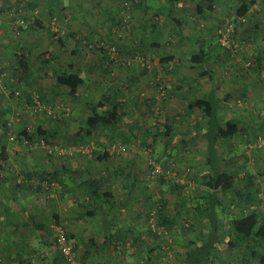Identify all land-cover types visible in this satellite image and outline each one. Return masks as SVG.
Here are the masks:
<instances>
[{
    "label": "rangeland",
    "instance_id": "1",
    "mask_svg": "<svg viewBox=\"0 0 264 264\" xmlns=\"http://www.w3.org/2000/svg\"><path fill=\"white\" fill-rule=\"evenodd\" d=\"M74 1V16H62L56 11H43L41 8L34 10L30 7L24 14L29 21L36 16L40 17L39 20L48 31L51 28L53 32H59L58 37L63 39L64 45L56 46L58 50L55 52V68H62L68 62H73V66L82 73L85 81L92 82L86 91L79 89V98L89 96L91 100L97 101L104 94L108 97V107L119 106L128 118L141 117L143 121L134 132L120 126L107 128L98 125L88 133H82L79 125L88 115L85 101L69 99L65 94L58 96L57 87L53 91L47 90V93L50 91L53 95L57 92L56 96L50 98L45 95L46 92L26 89L32 92V96L41 95V108L37 113L31 111L30 106L27 108V105H23L26 96L12 98L0 94V107L3 108L4 100L7 103L11 101L14 105L13 113L9 116L0 113V148L4 147L9 156V164L4 168V172H0L1 178L5 179L3 184H0V248L4 249L9 245L14 249L11 260L15 258L16 252H21L26 255L25 258L30 264H50L58 255L53 244V231L62 228L67 234L73 235V230L77 238L70 244L74 249L76 262L82 263L78 246H85L91 239L100 245L97 241L99 237L103 238V233H109L111 229L110 233L114 237L119 234L120 238L107 240L103 255L107 257L104 260L100 257L103 264H184V245L190 239H195L197 234L205 236L201 229L207 226L206 212L189 213L182 205L188 198L191 201L188 202L187 208L193 209L195 199L203 196L196 181L195 170L204 156V145L191 136L186 138L193 130L195 120L183 111L184 106L198 96L193 86L195 81L190 79V76L198 74V69H191L189 57L198 52L197 45L193 42L195 38L211 41V36L218 34L215 26L219 15H223L222 11L235 7L236 0L211 1L215 8H222L218 14L215 8L214 12L207 11V1L201 0L202 8L205 9L204 16L195 13L192 0H185L183 9L171 14L182 21V32L189 38L184 41L165 18L170 6L168 0H147L141 7L137 6V0ZM43 3L49 1L43 0ZM254 8L259 9L257 6ZM49 12H53L55 23ZM7 16L6 22L10 23L12 17L9 13ZM38 30L25 35L37 38L33 40L28 37L35 46L31 48L35 56H41L48 45L47 30ZM2 42L0 68L3 83L9 82V78L13 77L11 56L20 46H16L12 41L7 47L4 40ZM86 44L95 47V50L83 49L82 46ZM97 47L109 52L116 61L115 65L102 64L96 57L99 52ZM236 50L238 51L234 56H237L239 51H244L241 47ZM165 56H172L173 61L157 62ZM238 59H242L240 55L225 65L210 63L212 73L231 76L241 73L242 70L250 74L256 71L252 60L242 59L237 62ZM3 60H7L8 64L5 65ZM40 67L38 66L37 71L39 76H43V82L50 84V78L44 76L51 73L53 68ZM143 69L146 71L140 75ZM100 70L102 72H99ZM131 72L133 76L139 74L140 82L133 83L128 80ZM260 86H264V82H260ZM0 92L6 93L1 88ZM232 96L229 111L234 109V116H244L241 121H248L247 113L251 121L261 123L264 128V112H245L244 98L236 93ZM47 107H51V115L55 113L57 119L47 114ZM166 112L175 132L167 139H155L150 146L152 139L145 132H153L154 128H157L156 120L160 119V114ZM37 129L46 133L45 136L34 137L36 145L28 146L16 141L20 132L28 130L30 134L35 135ZM232 143L234 145L231 146L233 148L230 149L229 155L231 158H227L228 154H225L224 159L220 161V169L235 177L236 189L239 192L242 191L241 187H244V176H254V188L249 187L247 190L251 192L252 202L257 204L259 210L264 211V177L259 179L256 175L264 169V148L258 149L254 146L255 139H247L244 142L243 138L239 137ZM226 149L225 145L223 151ZM103 153H107L108 158L97 160ZM75 156L79 160H76ZM82 164L86 169L80 170L79 174L82 176L104 178L101 191H109L112 194L111 209H106L103 205L95 208L94 201H88L91 194L75 182L79 174H63L62 181L65 186L55 184L44 191L40 189L36 192H16L12 188L16 179L25 180V171H33V174L54 170L63 172L62 168H81ZM130 169L135 172L134 177L130 174ZM169 178L172 184L180 188L172 191L168 184L163 183ZM31 182L38 184L35 177ZM107 182L109 183L105 184ZM255 189H259L258 195L254 193ZM153 199L159 200V203ZM235 199L232 194L220 196L225 210L239 216L243 210L232 205ZM161 203L166 204L162 215L176 216L174 225L159 224L162 222L157 216V211ZM92 210L90 215L86 214ZM28 212L34 214L36 224L44 225L45 231L40 232L34 225L29 227L31 222L26 215ZM220 217L228 218L222 213ZM56 222L59 225H54ZM129 231H139L143 244L137 240L132 242ZM151 248H154V251L151 260H148L145 250ZM223 252L225 253L220 254L227 264H238L237 259L242 256L239 250L228 251L225 248ZM91 256L99 258L94 252ZM5 259L4 256L0 264H16ZM91 259L96 261V258Z\"/></svg>",
    "mask_w": 264,
    "mask_h": 264
},
{
    "label": "trees",
    "instance_id": "2",
    "mask_svg": "<svg viewBox=\"0 0 264 264\" xmlns=\"http://www.w3.org/2000/svg\"><path fill=\"white\" fill-rule=\"evenodd\" d=\"M138 7H141L142 5H145L144 2L147 0H137ZM184 1L185 0H168L170 6L169 11L167 14H165V18L168 22H170L174 26V30L176 31V34L183 40H188L186 36H184L182 32V21L179 18H174L171 16L173 11H180L184 7ZM207 1L206 9L207 11H213L212 3L213 0H205ZM194 10L195 13L198 15H204L205 9L202 8L201 0L194 1ZM198 2V3H196ZM211 2V4H209ZM33 2L27 1V0H0V17H3L5 15L6 20L4 21V27L0 29L2 34L9 33L11 39L15 42L16 46H19L18 43L20 41L24 42V36L33 30L40 29V32H43L44 30H47V28L43 25L41 20H39V17L32 18V21H29L26 18V15L24 14L25 10L27 13V9L33 8L32 7ZM34 5V4H33ZM256 5V2L254 0H238L235 7L231 8L232 13H230L228 16L222 19L221 23H217L215 26L217 31H220L226 28L228 24H231L233 26V32L228 34L227 42L225 44H221L219 42L220 35L215 34V37L211 36V41H207L200 38H195L193 40L194 44L197 45L198 52L195 54H192L189 57V63L192 65L191 69H198V74L200 75H207L210 77V74L212 73V70L210 68V63L213 62L212 55H215V52L222 51L227 56V58H230V55H234V53H237L238 50H236L238 47L242 48V45L246 43L248 40V34L252 30H256L258 26V19H256L257 13H259V9L254 8ZM19 10H21V14L19 13ZM10 14L12 17L10 20L11 22H6L8 19L7 14ZM23 13V14H22ZM52 19H55L54 14H50ZM22 18L24 22V26H16L14 21L16 18ZM232 18V19H231ZM4 30V31H3ZM50 31V32H49ZM49 31L47 30V40L48 45L46 46L45 50L43 51L41 56H35L33 58V55L31 56V53L29 52V49L27 46H20L17 47L15 52L12 54L11 58L13 59V64L11 68V72L13 73V77L9 78V82L3 81V89L2 91L6 93H1L3 96L6 97L9 95V97H16L19 98L20 96H26L27 98V108L28 106L31 111H34V113L38 112L41 107H38L36 105V99H40L39 96H32L31 91H27L26 88V82L24 83V78H26L24 75L27 72L28 67L30 66V62L35 59L38 63V66L49 68L52 67L53 70L51 73L46 74L44 77H49L52 84H54L59 89L58 96H62L65 94V96L69 97V99L73 100H84L86 109L88 110V115L85 118V120L82 122V124L79 125V130L83 133H88L91 129L95 128L98 125H103L107 128H111L112 126H120L121 128H128L132 132H134L140 125V123L143 121V118L136 117L134 119H130L126 116L125 112L122 111L123 108L119 106H107L108 103V97L102 94V96L97 100H91L89 96H84L79 98L77 96L79 89L82 88H90L88 87V83H86L83 76L80 75L79 71L73 66V64H69L65 67H59L55 68L57 56H55V52H57L59 47H63L64 42L62 38H59L58 33L59 32H53L51 28H49ZM5 32V33H4ZM218 33V32H217ZM1 35V34H0ZM30 36V35H29ZM31 39L37 40V38L34 36H30ZM216 40L215 44L213 45L212 42ZM55 40V41H54ZM5 42V40H4ZM1 45V41H0ZM2 47V46H1ZM83 49L89 50L88 48H93L95 50V47L91 46L90 44H86L85 46H82ZM99 49L97 52V58L100 59L101 63L105 64H114L116 61L113 57H111L109 52L104 50L102 47H97ZM107 52V53H106ZM75 53V52H73ZM242 51L238 52L240 55ZM222 53L217 54V56H220ZM254 53L250 56V59L257 60L258 64L256 63V67L258 69V74L264 75V59L257 58L256 56H253ZM32 57V58H31ZM255 57V58H254ZM261 60V61H260ZM173 61L172 56H165L164 58H160L158 60L159 63H169ZM253 61V60H252ZM253 61V62H254ZM227 63V62H226ZM251 64V63H250ZM225 65V64H224ZM64 69V70H63ZM262 69V70H261ZM29 70V69H28ZM31 70V69H30ZM73 70V71H72ZM1 71V70H0ZM146 70L143 69L140 75H143V73ZM32 72V70H31ZM128 80L130 82L135 83L138 81L137 75L132 76L129 74ZM139 75V74H138ZM30 76V75H29ZM28 76V77H29ZM43 77V76H42ZM210 79V78H209ZM195 82H198V78L195 80ZM8 83V84H7ZM24 83V84H22ZM29 83V82H28ZM17 85V86H15ZM158 85V84H157ZM179 89L180 87L177 86ZM16 89V90H12ZM28 89V88H27ZM18 92V95H15V93ZM62 92V94H61ZM57 92L54 93L56 96ZM39 97V98H38ZM227 97L225 96L223 98L219 97L217 90L213 89L210 92H207L202 96V98H194L191 102H188L186 106H184L183 111L184 114L194 118L195 123L193 130L189 132V134L186 136H191L195 140H201V143L204 145V156L200 164L198 165L197 170H195V174L197 176L196 181L199 183V187L201 191L203 192V196L198 197L195 199V207L193 209L187 208L188 202L191 200H188L186 202H183V208L189 213H192V211H195L196 214H203L206 212V220H207V226L205 228L201 229V232L204 233L205 236L196 235L195 239H190L186 246V252L183 256L184 264H227V261L223 258V256L220 253L223 252L225 248H227L228 251H241L242 256H239L237 261L238 264H264V211H261L258 209V206L255 202H252V195L250 194L247 189L249 187L254 188L253 180L255 179L254 176L250 175L247 178L248 181L245 183L246 186L241 187V190L243 191V188L245 189L243 192L238 191L236 189V179L233 175H230L225 172H220L219 170V158L217 155V147L218 144L226 141V140H234L237 137H239L240 133L242 132L239 128L238 124L234 121L227 122L226 124L222 123V119L220 118L219 110H220V104L223 101H227ZM240 97L242 95L240 94ZM31 100V102H29ZM40 101V100H39ZM239 101V100H237ZM236 101V102H237ZM41 103V101H40ZM48 108V107H47ZM49 116H51L54 119H57L56 114L51 115L50 109L46 111ZM161 117L159 120H156L157 128H154L153 132H145L146 135L151 137L152 143H150V146L153 144L155 139H167L169 135L173 134L175 132L174 127L170 123L169 114L166 112L164 114H160ZM183 116L182 114H179ZM57 121V120H56ZM248 123V121H245ZM57 123H59L57 121ZM248 132V134L252 132H255L254 130H251L250 128H245ZM250 130V131H249ZM45 131L41 129H37L35 135L30 134L28 130L20 132L19 136L17 137V142L19 144H27L28 146L36 145L37 143L33 141L34 137L36 135L38 136H45ZM239 133V134H238ZM253 136V135H252ZM264 138V134L261 136L254 135L255 139V145L258 149L264 148V145H260V140ZM198 140V141H199ZM24 141V142H22ZM106 158H108L107 153L100 154V156L97 157V160L103 161ZM9 156L7 153H5V148H0V172H4V168L9 164ZM63 172H59L58 170H54L52 172H39L37 174H33L32 172L25 171L24 179L17 180L13 183L12 188L16 191H26V192H36L38 190H48L51 188V185L53 184H60L65 186V183L62 181V176L65 174L66 176H69L70 171L68 169L62 168ZM130 174L134 177L135 172L133 169L129 170ZM36 173V172H34ZM259 177H264V169L261 170V173H257ZM256 174V175H257ZM257 175V177H258ZM37 178L38 184L34 185L31 182L32 178ZM89 180H85L83 185L85 186V190H87L91 196L90 200L88 201H94L93 206L96 208V206H100V203H97V200L101 202L106 209H111L109 207L110 201H111V193L109 191L101 192V188L103 187L104 178H88ZM162 180V177H161ZM5 179L1 178L0 175V184H3ZM163 181V180H162ZM172 180L169 178L168 181L164 180L163 183H166L169 185L172 191H174L176 188H180L175 184H172ZM43 184H47V187H44ZM133 186V185H132ZM238 188V187H237ZM0 191L1 185H0ZM259 189H255L254 193L258 195ZM1 193V192H0ZM228 194H232L236 199L233 202V206L237 209L243 210L241 215L234 216L230 214L228 211L225 210V206L222 205V202L220 201V196H226ZM153 201L159 203V200ZM262 203V202H261ZM88 205L90 203H87ZM165 203H161L158 206V215L160 217L159 224H168V225H174L176 223V216H167L166 214H161L163 210H165ZM264 205V200H263ZM6 213L8 209L5 210ZM92 211H87L86 214L90 215ZM224 214L225 216H228V218H222L220 217V214ZM229 213V214H228ZM188 214V213H187ZM28 216V220L31 222L29 227L31 225H34V228L37 230L45 231V227L43 224H36L35 223V217L34 214L28 212L26 213ZM231 215V216H230ZM230 216V217H229ZM1 221V216H0ZM54 225H59L54 224ZM13 231V230H12ZM14 231L15 228H14ZM65 232V231H64ZM139 232V231H138ZM192 232V231H191ZM140 233V232H139ZM138 234H135L131 237V240L139 241L143 244V241L141 240L140 236ZM54 237L53 243L55 241V235L56 230L53 231ZM155 238L156 235L152 234ZM65 236L67 241L70 243L72 241L73 236L70 234H67L65 232ZM90 246L96 250V254L100 255L97 251V249L101 250L105 248V239L103 242H100L101 246H96L95 243L90 240L88 242ZM53 245V244H52ZM104 247V248H103ZM57 249V248H56ZM7 254L5 255V253ZM74 252V249L72 250ZM154 248H151L149 250H145L146 257L148 260H151V254L153 253ZM14 252V249L6 245L4 249L0 248V260L4 258L9 263L15 262L16 264H30L25 257L26 255H23L21 252L15 253V258L10 259L12 253ZM57 252V257L53 259L52 263L50 264H69L65 258L62 256L60 251ZM85 255V254H84ZM85 257H81V261L83 262V259ZM80 263V262H79ZM81 264V263H80ZM232 264V263H229ZM236 264V263H235Z\"/></svg>",
    "mask_w": 264,
    "mask_h": 264
},
{
    "label": "crops",
    "instance_id": "3",
    "mask_svg": "<svg viewBox=\"0 0 264 264\" xmlns=\"http://www.w3.org/2000/svg\"><path fill=\"white\" fill-rule=\"evenodd\" d=\"M48 1H49V3H45L44 4L43 0H32L31 3L33 2V4H34V5L32 4V7H33L34 10L39 9V8H41V10H43V11L52 10V11L58 12L62 16L65 15V14H67L69 16H74L76 14V12L75 13L73 12V7H72L73 6L72 3L75 2L74 0H48ZM203 1H205V0H203ZM217 1H220V0H217ZM223 1H228V0H223ZM254 1L256 2L257 7L259 8V10H258L259 13L254 15V16H256V19L259 20L258 21V26L256 27L257 28L256 30H252L251 29V31L247 35L249 41H246V43L242 45V49L244 51L240 54V58L249 60L250 56L252 55V53H254L253 56H256L257 58H260V59L262 58V60H263L264 59V0H254ZM237 2H238V0H236V3ZM212 8H215V6L213 5ZM219 8H215V11L217 12V14L222 9V8H220V9ZM213 12H214V9H213ZM52 13L49 12V14H52ZM222 13H223V15L222 14L219 15V17L217 19L218 20L217 23H221L222 19L225 18L226 16H228L230 13H232V11L230 9L228 11H224V12L222 11ZM43 15H46V14H43ZM198 16H200V15H198ZM5 20H6L5 15L3 17H0V29H1V27L3 28L5 26L4 25V21ZM217 23H216V25H217ZM0 34H1L0 35L1 44H3L2 40H5V43L7 44V47H9L10 44H12V41H13L11 39L12 37H10V35L8 33L2 34L1 31H0ZM28 37H30V36L23 37L24 38V42L20 41L19 42V44H20L19 46H24V47L25 46H29V48L28 47L27 48L29 49V52L31 53V56L33 55V57H35V55L33 54L32 50H31V48L32 47L35 48V46L33 45L32 40L28 39ZM186 38L189 40V38L187 36H186ZM204 40H206V39H204ZM207 41H209V40H207ZM214 42H216L215 39H214ZM218 48L219 47L217 46V50L215 52V55H212V60H213L214 64L224 65V64H227L228 62L236 60V58L239 56V54L237 56L230 55V58H227L226 57L227 55L224 52H222V51L219 52ZM36 50H38V48H36ZM219 53H222V54L220 56H217V54H219ZM242 59H238L237 62L241 61ZM86 60L88 61V59H86ZM98 60H100V59H98ZM252 60L254 61V59H252ZM3 61L5 62V65L8 64L7 60H3ZM70 63L74 65L73 62H68L66 64V66L69 65ZM256 63L258 64L257 60L255 59V61L252 63V66L256 69V71H254L253 74L248 73V71H246V70H242L241 73H237V74L231 75V76L230 75L229 76H224L223 74H220V73H211L210 77L208 76V74L207 75L197 74L195 76H190V79L192 81L193 80L195 81L198 78V82H195V84L193 85L194 89L198 92V96H197L198 98H202V96L204 94H206L207 92H210L213 89L217 90V93H218L219 97H221V98H223L224 95L228 96L227 97V101H223L220 104V110H219L220 118L222 119V123H224V124H226L227 122L231 123L232 121L237 123L239 128L242 131L240 133L239 137H242L244 142L247 139H254V135H257V136L263 135L264 134V128H263L261 123L251 121L249 116H248L249 114H247V113H246V117L248 118V123L245 122V121H241L242 117H244V116H240V115L234 116V111H233L234 109H230V111H229L228 107L231 106V96L236 93V94H239V95L241 94L242 95V99L244 98V100H245V104H246V107L244 108L245 112L246 111H248L249 113H250V111L253 112V113H255V111H262V113L264 112V86H262V87L260 86V82H264V75L263 74H258V69H257V67L255 65ZM30 66L31 67L26 68L27 72L24 75L26 77V78H24V81H23L24 83L26 82V84H25L26 87H24V89L25 88L26 89L27 88H32V89H36L37 92L41 91L43 93L44 92L47 93V90L53 91V89L56 88V86L52 85V83L46 84L45 82H43V77L39 76L40 73L37 72V71H39V69H38V63H37V61L35 59H33L30 62ZM39 67H40V65H39ZM263 68H264V66H263ZM30 69L32 70V72H31ZM40 72H41V70H40ZM99 72H102V70H100ZM79 73L82 76V73L81 72H79ZM29 75H31L32 77H30ZM136 75H138V74H136ZM132 76H133V74H132ZM139 77L140 76L138 75L137 76L138 82H140ZM45 78H47V77H45ZM257 81H259V82L257 83ZM24 83H22V84H24ZM90 83H92V82H90ZM90 83H88V87H90V85H91ZM15 86H17V85H15ZM56 89H58V88H56ZM82 89H84V91L87 90L85 88H82ZM50 91H49V93L45 94L49 98L51 96H54L53 94H51ZM40 97H41V95H40ZM232 98H233V96H232ZM26 100H27V98L25 97L24 104H23L24 106L27 104L28 100L27 101ZM29 102H31V100ZM11 103H12L11 101L8 102V103L5 100L2 101L3 108H2V106L0 107V113L8 114V116L11 113H13L12 111H13L14 105L11 104ZM23 105L21 104V106H23ZM245 128H250L251 130H254L255 132L251 131V133L248 134V132H247L248 129L246 130ZM239 137H237V138H239ZM232 141L233 140H229L228 139V140L223 141V142L218 144L217 155H218V158H219V170H220V172H224V171H221V169H220V161H222L224 159L223 156L225 154H228L227 158H229V159L231 158L229 156L230 153H231L230 149L233 148L231 146L234 145L232 143ZM198 143L202 144L201 140H199ZM225 145H226L227 149L225 151H223V147H225ZM202 150H203V153H204V149H202ZM74 158L76 160H79V158L77 156H75ZM80 170H86L85 167H84V164L81 165V168H70V167L68 168V171H70L71 174H79ZM260 173H261V171H260ZM228 174H230V173H228ZM230 175H232V174H230ZM241 177H243V176L241 175ZM244 177H245L246 180L244 181L243 185L245 186V183L248 181L249 178H247L248 176H244ZM258 177H259V175H258ZM75 179H76L75 182L80 184V185H82V187H85L83 185L84 181L85 180H89L88 178H86L85 176H82L81 174H79V176L76 177ZM259 179H262V178L259 177ZM108 183L109 182H107L105 184H108ZM101 192H105V191H101ZM111 196H112V194H111ZM97 203H100V206L103 205L99 201ZM103 206H105V205H103ZM109 207H112V203L111 202H110ZM136 225H138V224H136ZM108 228H110V227H108ZM110 230H109V233H107V232H106V234L103 233V238L99 237V239L97 240L98 243L103 242L104 239H105V243H106L107 240L108 241L109 240H117V239L120 238L119 234H117L116 237H114L113 234L110 233ZM118 230L119 229H117V232H118ZM72 232H73L72 236L74 238L72 240L75 241V239L77 238L76 232L73 231V230H72ZM120 232H122V231H120ZM138 233L139 232H134V231L132 233L130 231L128 232V234H131V236H133L135 234H138ZM106 236H107V238H106ZM139 236L141 238V234L140 233H139ZM91 240L95 243L96 246H101V245H97L96 244V240H93V239H91ZM90 247L91 246H90L89 243H87L85 246H82V247L78 246V250L80 251L79 252V257L80 258L81 257H85L83 259L84 264H89L90 262H92V264H103V262H101V260H100V257L103 260L107 257V256H103L105 254V251H106V250L104 251L105 248L103 247L104 249H101V250L97 249V251H99L98 253H100V255H98L99 258H97V257L91 256V253L92 252L96 253V250L93 249V248L90 250L89 249ZM91 258H96V261L95 262L92 261ZM81 264H83V263H81Z\"/></svg>",
    "mask_w": 264,
    "mask_h": 264
},
{
    "label": "built area",
    "instance_id": "4",
    "mask_svg": "<svg viewBox=\"0 0 264 264\" xmlns=\"http://www.w3.org/2000/svg\"><path fill=\"white\" fill-rule=\"evenodd\" d=\"M19 13L21 14V10H19ZM54 21V19L52 20ZM16 26H24V22L22 18H16L14 21ZM55 23V21H54ZM53 24H51L52 26ZM56 31V30H55ZM233 32V26L231 24H228V26H226L225 29L218 31V34L220 35L219 38V42L221 44H225L227 42V38H228V34ZM1 70V68H0ZM0 87L3 89V85H2V74L0 71ZM15 95H18V92L15 93ZM36 105L38 107H41V103L39 101V99H36ZM51 107H48L47 109H50ZM260 145H264V138L260 140ZM44 187H47V184H43ZM52 186H55V184H53ZM54 246L57 248L58 251H60V253L62 254V256L65 258V260L69 263V264H80L78 262H76V258L74 257L73 254V247L72 245L67 241L66 236H65V232L62 228H58L56 230V235H55V241H54Z\"/></svg>",
    "mask_w": 264,
    "mask_h": 264
}]
</instances>
